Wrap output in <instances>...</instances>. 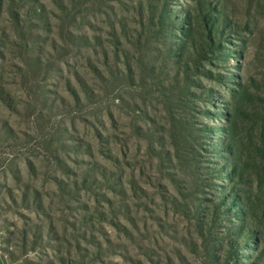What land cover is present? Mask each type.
Wrapping results in <instances>:
<instances>
[{
  "label": "rangeland",
  "instance_id": "374dc122",
  "mask_svg": "<svg viewBox=\"0 0 264 264\" xmlns=\"http://www.w3.org/2000/svg\"><path fill=\"white\" fill-rule=\"evenodd\" d=\"M197 1L0 0V226L9 263L226 259L229 224L207 216L226 191L212 171L228 163L227 133H264V0H200L220 9L222 26L237 27L215 36L216 49L185 75L171 50ZM238 83L255 99L238 103L243 116L229 122ZM255 191L264 200V184ZM254 229L257 244L240 247L232 264H252L258 248L264 256V217Z\"/></svg>",
  "mask_w": 264,
  "mask_h": 264
},
{
  "label": "trees",
  "instance_id": "16d2710c",
  "mask_svg": "<svg viewBox=\"0 0 264 264\" xmlns=\"http://www.w3.org/2000/svg\"><path fill=\"white\" fill-rule=\"evenodd\" d=\"M220 12V9L218 10L217 7L207 1L198 0L195 6L190 7V11L186 15L189 27L183 33V41L171 50L172 58H177L176 64L179 66L180 74L186 75L193 70L197 71L200 65L195 60L202 59L207 52L216 49L214 37L216 36L217 41L218 39L222 40L224 30H234L237 27L233 23L232 26H222L228 22V19H221ZM212 14H217L218 18ZM169 20L171 23V19ZM219 26L223 27L222 30L219 29ZM170 27L176 28L175 24H171ZM182 82L186 90L189 91L190 88H193L191 85L193 81L190 78L187 79L186 77ZM203 96L206 97L205 95L198 97ZM232 96L233 101L235 99V107L229 116V122L233 119L238 120L243 116L242 112L238 114L240 112L238 103H251L255 99L248 93L245 85L241 83H238V90L232 91ZM258 99L260 106H262L261 111L264 118V97L260 96ZM227 134L230 135V140L226 141L220 151L227 154L228 163L221 164L212 171L215 173V178L226 186V191L216 196L215 200L212 201L213 207L207 213V216L212 215L213 223L215 216H222L225 218L224 221L229 224L226 237L221 239L227 242V257L221 260L216 259V264L238 262L236 257L238 252L236 251L240 247L247 248L250 241L253 245L257 244L259 231L256 233L254 228L257 229V226L262 225L264 217L263 193L262 191H255L259 188L262 189L264 184V133H246L243 137L242 133ZM214 151H219V149L212 148L211 153L213 154ZM234 219L240 223L234 225L232 223ZM211 230L209 234L212 233ZM201 231L203 238L210 239L205 234L207 223L201 225ZM256 251L260 257L249 255L252 264H264V256L260 253L259 248Z\"/></svg>",
  "mask_w": 264,
  "mask_h": 264
},
{
  "label": "built area",
  "instance_id": "2783aa9c",
  "mask_svg": "<svg viewBox=\"0 0 264 264\" xmlns=\"http://www.w3.org/2000/svg\"><path fill=\"white\" fill-rule=\"evenodd\" d=\"M0 264H11L6 260V254L4 251V243H3V231L0 226Z\"/></svg>",
  "mask_w": 264,
  "mask_h": 264
}]
</instances>
